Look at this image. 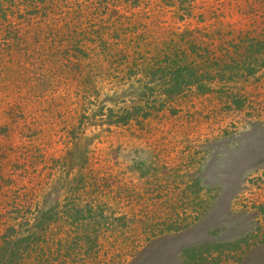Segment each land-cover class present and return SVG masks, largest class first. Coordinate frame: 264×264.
<instances>
[{"label":"rangeland","instance_id":"1","mask_svg":"<svg viewBox=\"0 0 264 264\" xmlns=\"http://www.w3.org/2000/svg\"><path fill=\"white\" fill-rule=\"evenodd\" d=\"M166 1L0 0V247L28 239L19 264H200L232 213L264 209V0ZM189 54L201 80L167 95Z\"/></svg>","mask_w":264,"mask_h":264},{"label":"trees","instance_id":"2","mask_svg":"<svg viewBox=\"0 0 264 264\" xmlns=\"http://www.w3.org/2000/svg\"><path fill=\"white\" fill-rule=\"evenodd\" d=\"M194 1L195 0H167L166 4L177 6L179 3V6L176 9L180 12L191 15L193 11L192 3ZM193 55L194 54L187 55L183 70L172 72L168 71V74L171 77V79L169 80L171 86L168 90H166L167 95L173 96L175 94H179L181 90H185V88H187V90H191L194 86H197V83L199 82V80H201L202 77H199L198 75L199 65H197L194 60H191L193 58ZM205 60L206 62L208 61V59L204 58V61ZM222 75L227 78V73H222ZM209 76L210 75H208V77ZM210 79H212V77H210ZM227 80H232V78L228 76ZM244 171L245 164L241 162V159H238L237 164L233 168H231V176L233 175L235 182H240V180L243 178L240 173H243ZM217 208H219V206ZM244 208L246 209V207ZM242 210L243 213H232V219L229 225L224 227V230L226 232L228 231L227 233L228 236L230 235V237L221 240L222 242H219L217 244H206L202 246V252L199 253L201 255L199 256V258L201 259L200 264H225L223 262V258L225 262L229 261L230 263L233 260L239 262V264H245V261L243 260L244 258L242 259V256H244V254L240 252L243 247H245V250L248 251L250 255L254 251H257V257L263 256V248H260V246H262L263 244L264 232L261 231L259 222L255 219V216H257V214L254 213L258 211L255 210L253 213H247L243 208ZM258 213L263 215L264 209L262 208ZM219 231L220 228L213 229L214 234L219 235ZM27 240L20 239L12 243L9 242L8 244L7 242H5V245L3 247H0V264H19L20 261L24 258V256L20 252L23 250H28L30 241ZM255 242H259L256 247L252 246V244H254ZM196 252L197 251L195 248L187 249L184 252V264H198L197 254H195Z\"/></svg>","mask_w":264,"mask_h":264}]
</instances>
